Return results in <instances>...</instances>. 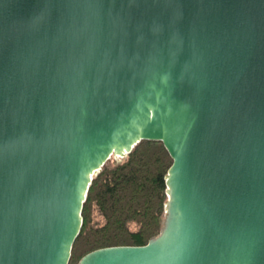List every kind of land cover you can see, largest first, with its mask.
<instances>
[{
	"label": "water",
	"instance_id": "1",
	"mask_svg": "<svg viewBox=\"0 0 264 264\" xmlns=\"http://www.w3.org/2000/svg\"><path fill=\"white\" fill-rule=\"evenodd\" d=\"M143 139L173 158L160 233L78 264H264V0H0V264H68Z\"/></svg>",
	"mask_w": 264,
	"mask_h": 264
},
{
	"label": "trees",
	"instance_id": "2",
	"mask_svg": "<svg viewBox=\"0 0 264 264\" xmlns=\"http://www.w3.org/2000/svg\"><path fill=\"white\" fill-rule=\"evenodd\" d=\"M173 163L161 140H140L122 159H108L87 191L83 223L68 264L96 249L116 245H145L164 224L166 176ZM104 218L93 224V211ZM131 223L136 225L131 228Z\"/></svg>",
	"mask_w": 264,
	"mask_h": 264
},
{
	"label": "rangeland",
	"instance_id": "3",
	"mask_svg": "<svg viewBox=\"0 0 264 264\" xmlns=\"http://www.w3.org/2000/svg\"><path fill=\"white\" fill-rule=\"evenodd\" d=\"M123 157H118V158H114V157H112V159H114L115 161L116 160H120V159H122ZM93 224L94 225H99V224H101V223H103L104 222V218H103V216L101 215V213L97 210V209H95L94 211H93ZM131 228L132 229H135L136 228V225L134 224V223H131Z\"/></svg>",
	"mask_w": 264,
	"mask_h": 264
}]
</instances>
